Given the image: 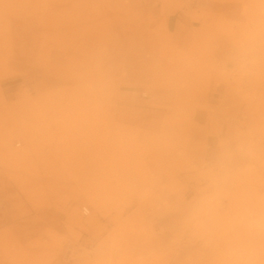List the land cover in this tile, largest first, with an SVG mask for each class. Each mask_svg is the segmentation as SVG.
Instances as JSON below:
<instances>
[{"label": "rangeland", "instance_id": "374dc122", "mask_svg": "<svg viewBox=\"0 0 264 264\" xmlns=\"http://www.w3.org/2000/svg\"><path fill=\"white\" fill-rule=\"evenodd\" d=\"M200 1L0 0V264H264V0ZM221 85L240 160L212 170Z\"/></svg>", "mask_w": 264, "mask_h": 264}, {"label": "crops", "instance_id": "0c3cea01", "mask_svg": "<svg viewBox=\"0 0 264 264\" xmlns=\"http://www.w3.org/2000/svg\"><path fill=\"white\" fill-rule=\"evenodd\" d=\"M200 2H204L201 0ZM188 7V6H187ZM192 10L185 9L177 13L170 12L166 15L168 31L182 34L193 26ZM186 39V36H177L176 39ZM235 96L228 94L226 86H213L210 97L205 107L199 112V134L202 135V147L198 161L208 169H219L233 165L234 161L240 160L236 155L233 138L240 127V114L243 109Z\"/></svg>", "mask_w": 264, "mask_h": 264}, {"label": "built area", "instance_id": "2783aa9c", "mask_svg": "<svg viewBox=\"0 0 264 264\" xmlns=\"http://www.w3.org/2000/svg\"><path fill=\"white\" fill-rule=\"evenodd\" d=\"M142 95H143V97H146L147 96V93L146 92H143ZM81 213H82V215L87 216L90 213L89 207L83 206L81 208Z\"/></svg>", "mask_w": 264, "mask_h": 264}]
</instances>
